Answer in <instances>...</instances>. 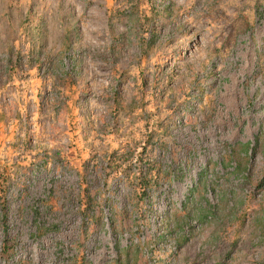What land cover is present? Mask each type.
Masks as SVG:
<instances>
[{
	"label": "rangeland",
	"instance_id": "1",
	"mask_svg": "<svg viewBox=\"0 0 264 264\" xmlns=\"http://www.w3.org/2000/svg\"><path fill=\"white\" fill-rule=\"evenodd\" d=\"M0 264H264V0H0Z\"/></svg>",
	"mask_w": 264,
	"mask_h": 264
},
{
	"label": "trees",
	"instance_id": "2",
	"mask_svg": "<svg viewBox=\"0 0 264 264\" xmlns=\"http://www.w3.org/2000/svg\"><path fill=\"white\" fill-rule=\"evenodd\" d=\"M248 146H249V143H247L246 146H245L246 154H247V152L249 151ZM260 186H261V185H260ZM141 190H142L141 192H144L145 187H141ZM113 222H114V220H113V217H112V218H111V224H112L111 229L113 228V230H114ZM37 230H39V232H41L42 230H46V231H48V230H53V229H52V227H51V229H42V226H41V225H38ZM5 246H6V245H4V247H3V251H4V252H6V251H5V250H6V247H5Z\"/></svg>",
	"mask_w": 264,
	"mask_h": 264
}]
</instances>
